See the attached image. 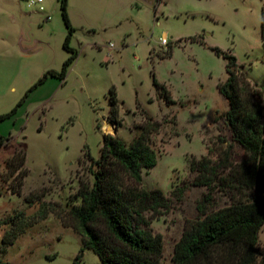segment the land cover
<instances>
[{"label": "rangeland", "instance_id": "1", "mask_svg": "<svg viewBox=\"0 0 264 264\" xmlns=\"http://www.w3.org/2000/svg\"><path fill=\"white\" fill-rule=\"evenodd\" d=\"M42 5L44 10L31 0H0V115L23 100L13 116L0 119V134L11 136L0 148V165L4 168L13 147L22 149L25 141L29 175L23 189L46 193L41 201L26 203L15 192V175L9 178L4 170L0 258L10 264H74L82 236L76 222L59 213L81 204L74 197L81 181H94L96 166L85 154L99 158L103 133L130 144L151 115L161 123L148 134L158 162L143 171V185L161 189L172 203L161 214L150 210L145 215L163 237V263L174 264L176 243L204 217L198 209L204 195L212 198L205 201L207 212L232 202L226 189L193 184L199 172L191 170V160L218 161L230 146L233 163L245 158L224 117L229 102L217 87L227 78L226 60L208 45L237 56L264 103V0H165L157 11L142 0H68L75 28L71 46L78 57L65 80L48 75L29 91L49 70L61 71L70 56L63 47L67 28L60 1ZM164 33L167 44L161 41ZM168 52L173 54L159 58ZM154 75L167 85L174 103L161 98ZM111 86L121 101L119 128L107 120ZM107 122L112 130L105 129ZM49 207L57 212L42 218ZM6 233L9 245L3 244ZM258 252L261 258L264 225ZM80 264L102 263L86 249Z\"/></svg>", "mask_w": 264, "mask_h": 264}, {"label": "trees", "instance_id": "2", "mask_svg": "<svg viewBox=\"0 0 264 264\" xmlns=\"http://www.w3.org/2000/svg\"><path fill=\"white\" fill-rule=\"evenodd\" d=\"M59 1L67 28L63 47L70 56L64 61L61 71L49 70L29 91L43 83L48 75L65 80L69 67L78 57V52L71 46L75 28L69 17L68 0ZM191 39L207 45L204 38ZM209 47L226 60L227 78L220 81L217 87L229 102L224 117L233 140L243 148L245 158L233 163L230 146L222 151V159L218 161L207 157L191 160V170L199 172L193 184L205 185L212 190L216 186L226 189L232 202L227 207L207 212L205 201L212 198L209 193L204 195L198 203L204 217L184 231L176 243L173 263L264 264V253L259 258L258 252L259 233L264 225L262 91L257 83L250 80L245 66L238 62L232 51H225L219 46ZM170 55L171 52H168L163 57ZM153 84L167 104L174 103L171 91L156 75L153 76ZM22 101L9 113L0 115V119L13 116ZM109 104L107 120L119 128L123 119L119 115L121 101L115 86L109 89ZM147 118V123L138 126L142 132L130 144L118 135L104 133L99 158L95 159L89 151L85 154L96 166L91 169L94 181L92 184L81 181L74 196L81 199V204L71 205L64 213H59L60 216L72 218L82 236V247L74 264H80L86 249L97 254L102 264H164L163 237L153 231L150 219L145 214L150 210L161 214L162 210L171 207L172 202L161 189H149L143 185V171L155 167L158 162L157 152L150 145L148 134L161 126L151 115ZM10 140L11 136L0 134V147ZM26 156L23 144L22 149L15 148L12 156L5 161L7 176L15 175V192L18 194H22L24 178L28 174ZM45 194V191H31L24 199L26 203L41 201ZM53 211H56L54 207L43 208L42 218ZM6 237L7 233L3 237V244H11L12 241H6ZM0 264L10 263L0 258Z\"/></svg>", "mask_w": 264, "mask_h": 264}, {"label": "crops", "instance_id": "3", "mask_svg": "<svg viewBox=\"0 0 264 264\" xmlns=\"http://www.w3.org/2000/svg\"><path fill=\"white\" fill-rule=\"evenodd\" d=\"M145 4H147V5H149V6H152V8H154V10L155 11H157V5L160 3V2H163V1H165V0H142ZM163 35H167V33H164ZM191 42H195V41H191ZM207 43V42H206ZM208 45V44H207ZM208 46H211V45H208ZM173 53H171V55H172ZM150 55H151V52H150ZM170 55V56H171ZM157 56H159V55H157ZM152 57V56H151ZM166 57H169V56H165V57H160L159 56V58L160 59H162V58H166ZM165 84V83H164ZM167 86V85H166ZM156 88V87H155ZM104 134V133H103ZM11 135V134H10ZM24 143V145H25V141H22L21 142V144H23ZM9 145V143L7 144V145H5V146H1L0 148H6V146H8ZM15 147L16 146H14L13 147V149H12V153L14 152V150H15ZM25 147H26V145H25ZM26 154H27V151H26ZM25 167L28 169V174L25 176V178H24V184H23V187H22V194H17V195H19V196H22L23 198L26 196L25 194H27L28 192H25V189H23V188H25V186H26V178L28 177V175H29V168L27 167V156H26V163H25ZM39 187V186H38ZM32 190V189H31ZM31 190H30V192H31ZM24 201H25V199H24Z\"/></svg>", "mask_w": 264, "mask_h": 264}, {"label": "built area", "instance_id": "4", "mask_svg": "<svg viewBox=\"0 0 264 264\" xmlns=\"http://www.w3.org/2000/svg\"><path fill=\"white\" fill-rule=\"evenodd\" d=\"M44 0H31V4H37L40 5L41 10H44V7L42 5ZM162 43L167 44L168 38L166 35H163L161 38ZM4 170H6V166L4 165V168L0 165V180L2 178V174L4 173ZM7 171V170H6ZM5 180V179H4Z\"/></svg>", "mask_w": 264, "mask_h": 264}, {"label": "bare ground", "instance_id": "5", "mask_svg": "<svg viewBox=\"0 0 264 264\" xmlns=\"http://www.w3.org/2000/svg\"><path fill=\"white\" fill-rule=\"evenodd\" d=\"M105 129L112 130L113 129V124L107 122L106 125H105Z\"/></svg>", "mask_w": 264, "mask_h": 264}]
</instances>
